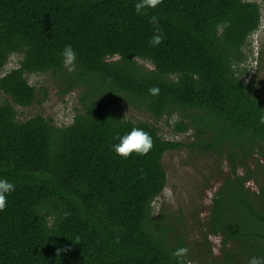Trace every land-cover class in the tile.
I'll list each match as a JSON object with an SVG mask.
<instances>
[{
  "label": "trees",
  "instance_id": "16d2710c",
  "mask_svg": "<svg viewBox=\"0 0 264 264\" xmlns=\"http://www.w3.org/2000/svg\"><path fill=\"white\" fill-rule=\"evenodd\" d=\"M258 1L161 0L138 14L136 0H0V92L30 105L27 75L45 71L62 91L81 89V111L67 125L41 114L20 120L0 103V177L15 185L0 210V264H177L182 236L153 201L166 185L163 154L184 143L112 103L123 98L154 118L187 115L175 129H194L188 145L232 162L264 144V90L234 67L259 26ZM154 34L163 36L155 46ZM66 44L77 56L72 73L59 55ZM13 53L18 65L1 74ZM133 127L151 135L152 148L125 158L112 145ZM233 173L213 198L209 230L223 233L224 249L234 244L226 264H246L264 257V180L250 190L249 173ZM181 264L193 263L184 254Z\"/></svg>",
  "mask_w": 264,
  "mask_h": 264
},
{
  "label": "rangeland",
  "instance_id": "374dc122",
  "mask_svg": "<svg viewBox=\"0 0 264 264\" xmlns=\"http://www.w3.org/2000/svg\"><path fill=\"white\" fill-rule=\"evenodd\" d=\"M258 2L259 26L248 36L251 41L247 40L241 49L243 59L234 67L244 81L251 78L254 86L264 90V1ZM19 59V54H11L1 74L17 66ZM139 62L150 67L146 61ZM27 80L36 90V99L30 105L14 104L9 95L0 92V103H12L18 119L25 120L35 114H41L61 126L69 124L74 114L81 111L78 100L81 89L76 87L62 91L64 85L58 75L51 71L33 72L27 75ZM117 104L123 107L122 114L125 118L152 123L163 138L184 143L181 148L167 150L162 156L166 185L153 201L154 214L165 215V224L173 226L181 234L184 247L187 248L185 256L191 263L226 264L225 252L234 244L227 243L224 249L223 233L209 230L213 198L226 179L234 175L233 170L244 175L248 172L244 186L250 190H258L264 180V144L256 145L246 156L239 152L232 162L225 153L207 152L188 145L196 139L194 129H175V122L186 119L187 115L174 113L154 118L151 113L133 106L123 98L112 103ZM222 205H226L225 199L222 200ZM238 219L234 217L231 221L235 226L234 230L230 226L233 232L239 229ZM170 234L172 241H175L173 232ZM235 260L242 261V255L236 253Z\"/></svg>",
  "mask_w": 264,
  "mask_h": 264
},
{
  "label": "clouds",
  "instance_id": "9594fccd",
  "mask_svg": "<svg viewBox=\"0 0 264 264\" xmlns=\"http://www.w3.org/2000/svg\"><path fill=\"white\" fill-rule=\"evenodd\" d=\"M161 0H136L134 4V10L136 13L141 14L143 10L147 8H155ZM151 22H156L157 17L153 14L149 17ZM159 33V30H157ZM252 34V33H251ZM251 34L249 36H251ZM163 39L162 34H154L150 37L149 43L153 46L159 44ZM248 42L251 41V37H248ZM62 59V65L69 73L76 71L77 69V56L71 44H66L59 52ZM159 91L158 87L153 86L149 89V92L155 95ZM102 94V93H101ZM264 120V116L261 117ZM113 150L122 157H128L132 152L138 154H146L152 148L151 135L142 128L133 127L130 131L118 137V143L112 145ZM15 185L7 178L0 177V210H3L7 204V194L13 191ZM59 251V249H58ZM187 252V248L178 247L173 250L172 255L177 258V264H181V258ZM246 264H264V257L250 256L246 261Z\"/></svg>",
  "mask_w": 264,
  "mask_h": 264
}]
</instances>
